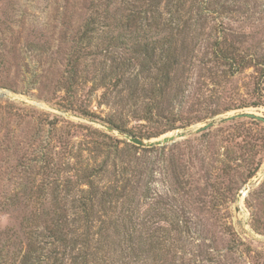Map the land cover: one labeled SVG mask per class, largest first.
<instances>
[{
  "label": "trees",
  "instance_id": "trees-1",
  "mask_svg": "<svg viewBox=\"0 0 264 264\" xmlns=\"http://www.w3.org/2000/svg\"><path fill=\"white\" fill-rule=\"evenodd\" d=\"M246 1L92 0L89 18L71 41L58 82L69 102L67 109L90 122L151 140L232 110L260 106L244 103L221 110L217 97L226 78L256 68L246 36L221 32L214 24L234 14L246 15ZM202 45L207 46L204 53ZM84 77L101 92L100 106L118 112L102 118L76 105V88L85 84ZM130 120L144 122L152 131L137 134L128 128ZM84 129L91 139L86 144L95 157L92 165L64 175L61 162L41 160L36 172L40 184L33 191L34 165H18L25 190L7 198L16 206L23 204L13 209L11 203L10 211L21 213V221L17 232L0 233L10 255L8 261L0 256V264H186L177 249L181 245L172 242V229L152 224L158 208L165 205L151 189L157 169L151 168L150 159L158 149ZM221 159L220 170L230 177L237 159L229 150ZM251 162L245 182L262 165ZM173 170L169 183L185 191L190 182ZM211 188L221 199V189ZM77 189L80 196L71 200Z\"/></svg>",
  "mask_w": 264,
  "mask_h": 264
},
{
  "label": "rangeland",
  "instance_id": "rangeland-1",
  "mask_svg": "<svg viewBox=\"0 0 264 264\" xmlns=\"http://www.w3.org/2000/svg\"><path fill=\"white\" fill-rule=\"evenodd\" d=\"M91 1L0 0V233L7 229L19 230L22 214L10 211L23 204L16 206L7 198L25 190L24 172L18 165H34L33 191L40 184L41 178L36 172L41 160L61 162L64 175L72 169L82 170L88 163L92 165L95 157L87 151L86 144L91 139L85 137L87 132L83 128L121 138L109 133L107 126L69 112L66 94L58 86L71 41L89 18ZM246 10V15L234 14L214 24L221 32L246 36L245 41L256 58L253 62L256 68L226 78L217 89V97L221 110L244 103L258 102L262 106L232 110L208 120L206 122H221L199 135L164 146L163 151V147H156L158 151L150 159L151 168L157 169L152 176L151 189L162 196L165 203L158 208L152 224L172 229V242L178 241L181 245L177 249L186 264H264V123L251 124V119L246 118L226 120L248 113L264 118V0L246 1ZM202 46L201 53H204L207 46ZM83 79L85 84L76 88V105H84L102 118L117 111L100 106L101 92L95 91L85 77ZM127 126L137 134L152 131L144 122L130 120ZM58 137H62V142ZM62 144L65 147L61 148ZM227 150L237 159L230 177L221 172L217 163L223 160L221 155ZM156 160H159L157 166ZM253 160L262 161V165L257 174L245 182L248 164ZM171 167L177 173L181 171L180 177L190 182L185 191L170 184L174 172ZM213 186L221 189V199L219 192L218 196L213 193ZM79 196L77 189L70 199ZM174 224L180 227L173 228ZM5 245L3 237L0 256L8 261L10 255ZM209 260L212 262H206Z\"/></svg>",
  "mask_w": 264,
  "mask_h": 264
},
{
  "label": "water",
  "instance_id": "water-1",
  "mask_svg": "<svg viewBox=\"0 0 264 264\" xmlns=\"http://www.w3.org/2000/svg\"><path fill=\"white\" fill-rule=\"evenodd\" d=\"M2 96L6 97L10 100L16 101L18 103H23L22 100L16 99V98H14L10 95H7V94H2ZM244 118L256 120V121H261L264 123V118H262L256 114H253V113L231 116V117H228L226 120L244 119ZM219 122H221V121L214 120V121H209V122H206L203 124H198L195 126L185 127L183 129H178L176 131L170 132L168 134L161 136L160 138L153 139V140H143V139H140L137 137H131V136L126 135L124 133L116 132L115 130L108 128V127H106L105 129L109 133H116L122 139H125L126 141H128V143L133 144L137 147L144 148V149H152V148H156V147H164L167 145H171V144H174L178 141L185 140L186 138L199 135V134L209 130L210 128L214 127ZM246 192H247V189L241 193V195L239 196V200L242 199V197L245 195Z\"/></svg>",
  "mask_w": 264,
  "mask_h": 264
}]
</instances>
